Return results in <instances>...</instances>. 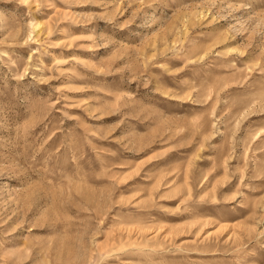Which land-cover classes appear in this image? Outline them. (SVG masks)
<instances>
[{
    "label": "rangeland",
    "instance_id": "1",
    "mask_svg": "<svg viewBox=\"0 0 264 264\" xmlns=\"http://www.w3.org/2000/svg\"><path fill=\"white\" fill-rule=\"evenodd\" d=\"M0 264H264V0H0Z\"/></svg>",
    "mask_w": 264,
    "mask_h": 264
}]
</instances>
